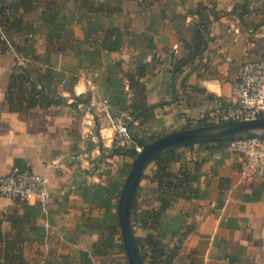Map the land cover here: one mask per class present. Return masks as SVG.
<instances>
[{
  "label": "crops",
  "instance_id": "obj_1",
  "mask_svg": "<svg viewBox=\"0 0 264 264\" xmlns=\"http://www.w3.org/2000/svg\"><path fill=\"white\" fill-rule=\"evenodd\" d=\"M97 1L102 10L91 11L85 0H29L27 8L12 10L33 27L26 41L14 34L18 53L28 59L38 87L59 101L13 108L7 90L17 52H0V177L14 166L31 167L47 178L52 193L24 242L27 264H46L47 258L80 264L82 253L99 241L94 223L105 217L101 200L108 197L101 188L122 189L123 166L133 158L113 153V128L98 106L107 98L116 113L131 103L126 72L147 65V102L157 106L148 128L169 133L234 102L242 65L264 59V0ZM51 10L58 11L53 20ZM202 27L204 42L194 52ZM109 28L120 33L119 43L116 35L110 39L112 48L102 44ZM202 144L181 147V162L197 177L160 223L161 239L179 246L173 264H264V181L242 178L241 155ZM156 165L151 162L139 182L141 209L162 208L152 178ZM0 212L28 211L0 196ZM134 229L139 238L150 233L141 224ZM121 257L115 249L92 259L122 264Z\"/></svg>",
  "mask_w": 264,
  "mask_h": 264
},
{
  "label": "trees",
  "instance_id": "obj_2",
  "mask_svg": "<svg viewBox=\"0 0 264 264\" xmlns=\"http://www.w3.org/2000/svg\"><path fill=\"white\" fill-rule=\"evenodd\" d=\"M91 11L102 10V2L97 0H85ZM29 0H21L18 4H4L0 0V27L4 30V35L0 32V52H20L18 43L14 39V34H19L26 41L29 33H32L33 27L25 24L21 17L13 14V11L18 6L28 7ZM58 11L51 10L50 20L57 17ZM242 15V13H239ZM198 30V29H197ZM204 28L198 30V38L195 40L197 46L194 50L199 51L202 47L204 39L202 33ZM33 34V33H32ZM116 35L114 43H119L120 33L117 28H109L106 30L102 44L112 48L110 39ZM20 55V54H19ZM18 58L16 57V61ZM183 61L178 62V69H181ZM181 64V65H180ZM147 65L141 64L135 71L126 72L130 89L133 93L131 103L124 109L139 122V127L147 130V133L139 135L135 132L134 125H130L132 136L138 140L153 141L166 133H155L149 130L148 124L155 118L156 105H150L147 102V87L144 81V76L147 73ZM7 100L13 108L19 110L29 109L35 106H48L59 101V98L50 96L43 88L38 87L31 72L26 66L16 64L11 76L7 90ZM264 116V113L262 114ZM207 118H201L195 125L187 127L210 124ZM176 131V130H173ZM172 132V131H171ZM226 141H216L212 143H203L202 145L217 146L225 148ZM114 154L122 156H130L133 158L137 151L135 149L114 148ZM156 168L153 170L152 178L158 184L159 196L156 198L162 202V208L156 210L154 207L141 209L137 194L135 195L132 206V218L134 224H141L150 229V233L144 238L136 236L139 250L145 264H173L179 252V246L170 247L160 237V223L163 212L179 197L187 196L188 189L196 179V175H192V171L182 161L181 147L170 148L159 155L156 159ZM176 164L179 166L176 168ZM131 168V163H125L121 174L125 178ZM124 184V183H123ZM108 197L101 204L105 206V217L102 220H96L94 226L101 229L99 241L95 244L92 251L82 253L80 264H94L92 256L98 254H109L111 250L118 249L123 253L127 262V255L123 246L120 226L117 213L113 215V208L117 209V203H112L111 198L115 197L118 200L122 189L115 193L111 188H101ZM24 208L28 211L26 214L19 216L16 212H0V264H27L24 256V242L31 240L29 232L36 229L33 219L41 212L40 204L35 206L29 203L21 202ZM41 234V237H43ZM46 264H53L51 259H46Z\"/></svg>",
  "mask_w": 264,
  "mask_h": 264
},
{
  "label": "built area",
  "instance_id": "obj_3",
  "mask_svg": "<svg viewBox=\"0 0 264 264\" xmlns=\"http://www.w3.org/2000/svg\"><path fill=\"white\" fill-rule=\"evenodd\" d=\"M3 28L0 32L4 35ZM27 36L32 37L29 33ZM13 52H15L13 50ZM16 64L28 65V59L16 55ZM236 100L225 107L209 111L201 116L211 123L238 119H255L264 113V59L246 61L235 82ZM99 115L113 128V148L141 151L142 145L130 131V125L139 127V122L128 111L113 112L107 98L98 106ZM225 150L243 157V179L264 181V136L236 138L225 142ZM119 155V154H118ZM122 156V155H120ZM0 196L14 202H37L45 210L52 197L48 180L31 167L14 166L0 177Z\"/></svg>",
  "mask_w": 264,
  "mask_h": 264
},
{
  "label": "water",
  "instance_id": "obj_4",
  "mask_svg": "<svg viewBox=\"0 0 264 264\" xmlns=\"http://www.w3.org/2000/svg\"><path fill=\"white\" fill-rule=\"evenodd\" d=\"M253 136H264V116L187 127L153 141L138 139L142 149L133 157L117 200V217L128 264H145L136 240L132 206L139 182L149 164L170 148Z\"/></svg>",
  "mask_w": 264,
  "mask_h": 264
},
{
  "label": "rangeland",
  "instance_id": "obj_5",
  "mask_svg": "<svg viewBox=\"0 0 264 264\" xmlns=\"http://www.w3.org/2000/svg\"><path fill=\"white\" fill-rule=\"evenodd\" d=\"M120 259H122L121 260L122 264L126 263V259L124 258L123 253H122V257Z\"/></svg>",
  "mask_w": 264,
  "mask_h": 264
}]
</instances>
